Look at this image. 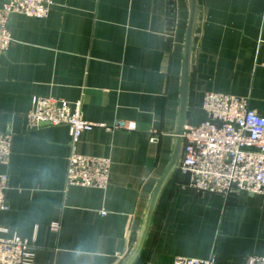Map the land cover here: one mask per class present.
Wrapping results in <instances>:
<instances>
[{
	"label": "crops",
	"instance_id": "1",
	"mask_svg": "<svg viewBox=\"0 0 264 264\" xmlns=\"http://www.w3.org/2000/svg\"><path fill=\"white\" fill-rule=\"evenodd\" d=\"M188 20V0H53L45 19L11 17L14 43L0 56V133L13 134L0 163L9 206L0 236L34 245V264H124L133 252L173 152ZM263 58L264 0H198L185 127L206 120L207 93L248 98L264 117ZM38 98L81 103L86 121L136 131L95 128L73 144L67 126L28 130ZM72 153L109 159V188L67 187ZM189 184L175 173L134 264L264 257V194Z\"/></svg>",
	"mask_w": 264,
	"mask_h": 264
},
{
	"label": "built area",
	"instance_id": "2",
	"mask_svg": "<svg viewBox=\"0 0 264 264\" xmlns=\"http://www.w3.org/2000/svg\"><path fill=\"white\" fill-rule=\"evenodd\" d=\"M175 2L177 0H166ZM53 0H7L0 8V56L11 49L13 15L45 19ZM264 67V58L260 63ZM203 109L206 120L186 126L178 172L190 178L189 186L198 193L231 196L241 191L264 194V117L251 110L249 99L229 94L207 93ZM28 130L46 126H67L73 144L83 133L95 128L134 132L136 124L118 121L108 127L86 121L81 103L71 104L54 98H38L26 115ZM152 141H156L155 138ZM13 134L0 133V163L6 164L12 153ZM109 159L81 156L68 159L67 187L107 190L111 185ZM7 177L0 184V214L9 209ZM6 233L0 227V234ZM37 248L18 236H0V264H34ZM174 264H217L216 259L178 257ZM243 264H264V257L249 256Z\"/></svg>",
	"mask_w": 264,
	"mask_h": 264
},
{
	"label": "water",
	"instance_id": "3",
	"mask_svg": "<svg viewBox=\"0 0 264 264\" xmlns=\"http://www.w3.org/2000/svg\"><path fill=\"white\" fill-rule=\"evenodd\" d=\"M188 3H189V20H188L186 38L184 43L180 110H179L177 128L175 132L173 152L170 163L166 168L165 172L160 177L154 189L152 197L150 199L135 248L124 264H134L137 261L138 257L140 256L144 248L159 199L163 191L165 190V188L167 187V185L169 184V182L172 180L173 176L177 172L182 156V147H183L182 136L185 129L187 106H188L191 58H192L194 38L198 23V0H188Z\"/></svg>",
	"mask_w": 264,
	"mask_h": 264
},
{
	"label": "trees",
	"instance_id": "4",
	"mask_svg": "<svg viewBox=\"0 0 264 264\" xmlns=\"http://www.w3.org/2000/svg\"><path fill=\"white\" fill-rule=\"evenodd\" d=\"M178 172V171H177ZM179 173V172H178Z\"/></svg>",
	"mask_w": 264,
	"mask_h": 264
}]
</instances>
